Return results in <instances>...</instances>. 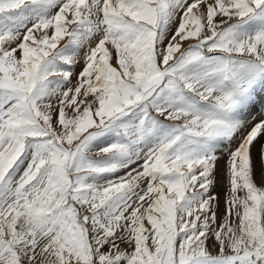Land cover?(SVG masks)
Masks as SVG:
<instances>
[{
    "label": "snow or ice",
    "instance_id": "snow-or-ice-1",
    "mask_svg": "<svg viewBox=\"0 0 264 264\" xmlns=\"http://www.w3.org/2000/svg\"><path fill=\"white\" fill-rule=\"evenodd\" d=\"M0 264H264V0H0Z\"/></svg>",
    "mask_w": 264,
    "mask_h": 264
},
{
    "label": "bare ground",
    "instance_id": "bare-ground-1",
    "mask_svg": "<svg viewBox=\"0 0 264 264\" xmlns=\"http://www.w3.org/2000/svg\"><path fill=\"white\" fill-rule=\"evenodd\" d=\"M221 166H222V163H221Z\"/></svg>",
    "mask_w": 264,
    "mask_h": 264
}]
</instances>
